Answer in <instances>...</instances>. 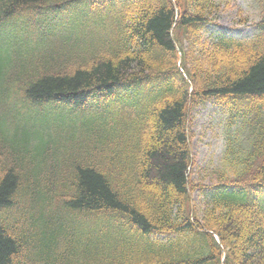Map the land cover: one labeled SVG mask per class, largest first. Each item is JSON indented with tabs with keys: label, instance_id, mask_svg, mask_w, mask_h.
Instances as JSON below:
<instances>
[{
	"label": "trees",
	"instance_id": "16d2710c",
	"mask_svg": "<svg viewBox=\"0 0 264 264\" xmlns=\"http://www.w3.org/2000/svg\"><path fill=\"white\" fill-rule=\"evenodd\" d=\"M253 3L243 39L208 29L228 0H0V264H264ZM70 8L87 29L43 49L42 12ZM19 16L32 26L8 34ZM208 100L229 114L210 185L191 178L187 133ZM78 107L86 123L62 112Z\"/></svg>",
	"mask_w": 264,
	"mask_h": 264
},
{
	"label": "rangeland",
	"instance_id": "374dc122",
	"mask_svg": "<svg viewBox=\"0 0 264 264\" xmlns=\"http://www.w3.org/2000/svg\"><path fill=\"white\" fill-rule=\"evenodd\" d=\"M228 1L227 6L223 5L220 8L221 12L216 19L217 25H214L216 28L210 26L208 29L219 30L223 28L236 38L251 37L255 33L254 23L258 19L257 6L253 0ZM37 21L39 22V19ZM88 21L89 17L81 9L62 10L57 19H47L45 13L42 12L43 49L46 40L53 42L60 36L56 33L61 27L87 29ZM31 26L27 16L12 18L8 23V34H18L25 27ZM19 110H21L20 107ZM62 112L67 119H72L77 123L88 121V112L82 107L64 108ZM228 115L221 105L212 100L198 105L188 115L187 133L193 163L190 173L192 174L191 178L198 183L210 185L215 181L212 170L217 168L221 161L228 129L226 126ZM14 122L22 126L26 124L25 120L20 117L15 118ZM10 125L12 126V124ZM234 130L235 127H231L230 131ZM190 197L194 204L199 203L200 197L197 191L193 192ZM251 225L253 230L257 227L254 222Z\"/></svg>",
	"mask_w": 264,
	"mask_h": 264
}]
</instances>
